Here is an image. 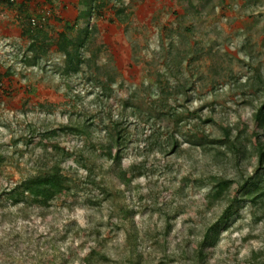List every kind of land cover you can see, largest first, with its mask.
I'll return each instance as SVG.
<instances>
[{"label": "rangeland", "instance_id": "374dc122", "mask_svg": "<svg viewBox=\"0 0 264 264\" xmlns=\"http://www.w3.org/2000/svg\"><path fill=\"white\" fill-rule=\"evenodd\" d=\"M22 1L29 15H42L37 25L32 24L41 30L32 28V34L23 38L16 10H0V75L12 71L1 76L0 142L9 148L12 162L5 170L0 169V190L14 186L21 172H33L29 155L17 157L30 122L43 124L50 135H55L59 122L71 120L75 112L83 110V104L95 98L96 78L110 76L114 85L110 97L114 103L107 105L109 112L136 97L147 102L146 109L163 105V110L168 111L169 105H150L153 96L147 87L161 67L165 53L160 42L168 35L179 51H186L182 67L192 88L191 95L182 97L172 109L175 118L186 119L192 114V105L205 103L199 116L206 117L210 112L229 133L239 128L250 113V100L258 94L256 74L264 71V0H195L193 4L183 0H127V10L132 13L129 24L117 19L100 0L90 16L78 10L79 0ZM78 16L71 36L78 43L82 33L88 32L89 50L79 55L78 61L85 76L92 73V77L79 75L73 89H69L64 85L65 74L56 71L61 62L56 46L43 47L36 65L22 58H31L32 39L41 41L54 36L64 22H73ZM165 25L168 28L157 41L156 31ZM132 88L138 95L131 98ZM103 113L100 111L99 116ZM146 119L136 115L127 118L124 125L135 140L122 159L125 172L133 177L130 195H134L138 210L133 223L141 232L147 258L154 262L164 259L166 263L174 257L173 264H180L184 260L178 254L181 248L191 250L203 228L218 221L224 210L235 203L233 187L251 169L253 160L249 159L247 167L239 171L230 157L222 155L215 160L188 149V143H184L168 153L167 165L160 167L161 174L154 157L159 152L150 145L157 135ZM108 131L114 140L116 134L110 127ZM222 131L214 127L215 134ZM58 141L70 150L81 147L80 141L68 136ZM215 171L234 179L230 188L223 189L218 197H210L199 188V182L203 173ZM259 192L251 202L241 200L229 221L220 222V235L208 244L212 250L210 264H264L247 261L253 250L258 260L264 259V189ZM97 218L94 210L73 197L58 198L47 208L27 204L20 215L10 208H0V264H30L33 256L44 251H56L57 258L67 260L66 264H79L89 249L80 246L96 236L90 230ZM98 230L99 236L108 239L109 254L114 259L108 264H115L120 253L123 256L128 252L126 237L123 232L112 234L105 226Z\"/></svg>", "mask_w": 264, "mask_h": 264}, {"label": "trees", "instance_id": "16d2710c", "mask_svg": "<svg viewBox=\"0 0 264 264\" xmlns=\"http://www.w3.org/2000/svg\"><path fill=\"white\" fill-rule=\"evenodd\" d=\"M183 1L193 4L195 0ZM100 2L105 8L113 11L117 19L130 23L128 19L131 18L132 13L127 10V0H100ZM100 2L79 0L78 10L90 16ZM24 6L22 0H0V10L8 8L16 10L23 38L30 36L34 28L32 24L37 25L42 19L40 13L29 15ZM46 20L43 17L45 24ZM78 22L79 16L73 22H64L62 29L54 36L46 37L41 41L38 38L32 39L31 58L29 59L28 55L22 60L36 65L43 47L50 49L56 46L61 58L60 64L56 65V71L65 74L64 85L67 88L73 89L75 79L79 75L91 78L92 73L85 76L84 68L78 61V56L86 54L89 50L90 36L87 31L83 32L78 43H75L71 36ZM167 28L165 25L156 31L157 41ZM34 29L38 32L41 30L39 27ZM160 43L164 46V59L161 67L156 70V77L147 84V87L150 95L153 96L150 105L163 103L164 106L169 105L168 111L163 110V105L159 108L146 109L147 102L139 101V97H136L131 102L129 100L123 102L122 108L116 106L115 112H109L107 105L114 103L110 101L114 85L109 80L110 76L104 80L96 78L93 84L97 89L95 98H92L87 105L83 104V110L75 112L71 120L59 122L55 135H50L43 124L30 122L29 133L25 137V142L19 146L17 157L29 155V164L33 172L28 170L21 172L14 181V186L0 190V208H10L18 215L20 212L23 213V208L27 204L33 208H47L53 204V201L62 197L81 199L88 209L94 210L98 218L90 231L96 236L82 242L80 248L89 249L79 264L113 262L114 259L109 254L108 239L99 236L98 229L102 226L109 227L112 234L123 232L126 237L128 252L123 256L120 253V258L115 264H173L175 261L174 257L166 263L163 262L164 259L154 262L147 258L141 243V232L133 223L134 215L138 211L134 195H130L133 177L127 175L122 166L123 156L135 141L130 128L124 127L129 117L144 115L151 123L150 128L157 138L155 143L150 142V145L156 146L159 152L154 157L159 166L157 171L159 170L161 174L163 170L160 167L167 165L168 153L175 151L184 143H188V149H196L200 154L211 156L215 160L222 155L230 157L231 164L239 171L247 167L249 159L253 160L251 169L243 171L244 178L233 187L236 188L235 203L224 210L218 221L203 228L191 250L185 251L181 248L178 254L184 260L180 264H210L212 250L208 244L214 237L220 235V222L229 221L239 209L241 200L251 202L261 193L259 191L264 189V71H258L256 74L258 94L250 100L249 115L239 128L226 133L223 122L218 117L210 112L206 117L199 116V111L205 107V103L192 105V114L186 119L174 117L172 109L179 105L182 97H188L192 92L189 75L182 67L183 53L186 51L178 50L171 35L166 36ZM133 59L137 60L136 54H133ZM10 74L12 71L6 70L0 75V91L1 76ZM136 95L138 91L132 88L131 98ZM101 107L104 108L100 110ZM99 110L104 112L102 116H99ZM121 118V122L118 123ZM109 127L116 134L114 140L110 137ZM214 127L223 129L221 134H215ZM65 136L80 141L81 147L78 150H70L66 145H62L58 139ZM8 149L5 143L0 142L1 170H5L6 165L12 162ZM171 171L170 169L168 173ZM232 179L234 178H227L219 171L211 174L203 173L199 188L207 196L218 197L223 189L230 188ZM257 257L256 251L253 250L247 261L252 263L264 261V259L258 260ZM49 261L56 263L64 261L62 264H66L67 260H59L56 251L50 254L44 251L33 256L30 264H48Z\"/></svg>", "mask_w": 264, "mask_h": 264}]
</instances>
